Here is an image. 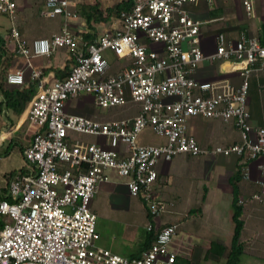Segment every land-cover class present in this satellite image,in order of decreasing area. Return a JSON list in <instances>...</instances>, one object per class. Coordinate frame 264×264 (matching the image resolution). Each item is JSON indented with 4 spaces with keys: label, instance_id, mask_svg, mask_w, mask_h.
I'll list each match as a JSON object with an SVG mask.
<instances>
[{
    "label": "built area",
    "instance_id": "obj_1",
    "mask_svg": "<svg viewBox=\"0 0 264 264\" xmlns=\"http://www.w3.org/2000/svg\"><path fill=\"white\" fill-rule=\"evenodd\" d=\"M122 5L118 28L104 32L87 44L65 25L48 38L27 41L13 25L3 49L8 58H49L55 51L72 55L74 65L63 79L46 80L32 69L36 92L23 115L32 129L31 141L22 152L27 173H17L7 183L9 200L0 201V264H174L170 246L176 224L163 226L150 247L127 258L97 245L96 215L90 209L100 184L109 183V171L125 179L133 198L156 218L171 205L154 197L161 162L180 155L215 159L235 157L261 160L264 175V127H253L247 108L249 79L264 75V45L256 37L239 35L235 44L223 34L216 37L215 52L201 49L204 25L184 10L212 0H116ZM21 0H0V16L14 20ZM44 15L76 18L68 0H44ZM247 18L254 17L253 0H241ZM212 10V9H210ZM121 62L110 73L109 56ZM206 61L229 63L221 74L206 81L194 75ZM0 72V79L2 77ZM5 85L23 86L24 71L8 70ZM1 81V80H0ZM88 99L93 110L135 107V114L118 119L90 118L69 113L71 103ZM194 118L232 125L239 140L229 145L201 146L189 133ZM148 132L163 140L142 144ZM91 136L86 142L72 135ZM243 179L250 178L242 169ZM247 202L264 204V180ZM152 229L148 224L147 230Z\"/></svg>",
    "mask_w": 264,
    "mask_h": 264
},
{
    "label": "crops",
    "instance_id": "obj_2",
    "mask_svg": "<svg viewBox=\"0 0 264 264\" xmlns=\"http://www.w3.org/2000/svg\"><path fill=\"white\" fill-rule=\"evenodd\" d=\"M27 1H29L30 4ZM32 1L33 0H21L18 6V9L20 11L22 10V8H26L28 17V12L32 7ZM68 1L69 10L77 15L76 18L70 17L66 20L63 17L59 16L55 18H48L43 14V11L40 17L46 19L47 21L44 23L39 22L38 24L34 23L32 26L29 25V23H25V30L20 31L22 37L29 42L41 38H48L52 34L59 32V30L65 25L71 32L80 37L83 42H86V37L89 41H95L97 37L102 35L104 32L114 31L118 28L117 16H115V14L113 13H108L109 10H115V7L119 4L118 1ZM43 3L44 0H39L40 5L43 6ZM253 5V18H247L245 16L244 10L241 6V0H228L224 3L223 1L218 0V5L216 8L212 10L208 9L207 12H204L202 14H192L194 17L201 19L202 21H206V19L208 18H223V20L220 22L204 25L201 30V49L206 56H209L215 52L216 37L218 34H223L224 37L227 40L232 41L233 44L236 43L239 35L241 34L248 38L256 37L260 40L261 43L264 42V38L262 36V32L264 31V0H253ZM100 14L101 18H106L105 21L97 20ZM13 22L14 20L11 21L12 26ZM26 32L29 34L32 33L34 35L32 36V38H27L25 36ZM8 33L9 31L5 32L4 34L0 33L5 43H7L6 36ZM71 57L72 55L69 52L65 50H59L55 51L49 58L39 57L31 59L29 61L31 67L27 66L26 61L23 58H21L20 62H18L17 65H15L14 62L16 58H11L9 67H12V69L13 67H15L14 69H22L24 71V80L26 83L32 82L30 79L32 69L41 71L42 78L46 80H51L54 78L61 79L69 73L73 65ZM111 58L112 57L110 55L109 74L115 73L121 66L120 61L112 58V62V60H110ZM4 61L6 62L7 59ZM223 68L229 69L230 64L221 63V61L203 62L198 68V70L201 72V76L197 78L206 81H213L221 79L223 77L235 79V73L221 74L220 70ZM4 69L5 66L3 67L2 64H0V72L4 71ZM5 87L8 86L5 85ZM70 106L73 110V112L72 110L69 111L70 114L80 115L75 113L77 109L76 103H71ZM247 108L250 114L251 125L253 127H264V75L259 74L258 72L252 73L249 79ZM130 110H132V112L126 117L135 114V107L130 108ZM23 113L19 118H15L9 111L5 109L3 105L1 106L0 148L4 147V141H25L21 144L22 150L29 146V143L31 141L32 129L29 127L27 122H24ZM90 118L97 117L91 116ZM189 133L203 147L229 145L239 140V135L232 125H227L217 120L194 118L190 121ZM150 137L152 136L148 132H145L141 135L140 142L142 144H158L164 142L163 140L158 138V141H146L149 140L148 138ZM20 155L22 157L21 152ZM1 158L2 157H0V159ZM190 158L198 159L196 157ZM221 158L222 160H224L219 162V165H222L224 167L222 172L216 173L214 171H210L207 176L205 174L204 165L205 163L210 161L203 158H201V164L203 165H201L200 167H196L194 170L185 171V174L181 173L180 157L173 159L171 162H161L158 165V177L154 187V197L163 201H167L171 204L166 212L169 217L153 218L148 213L144 204L140 200L129 195L128 190L124 184L125 182H122V184H120L118 183L119 181H116V179H114L113 175H116L114 171L108 172L110 178L109 183L99 185L98 190L90 203V209L96 215V219L102 216V218L106 221L110 220L112 222H118L122 225L128 224L130 226H132V223H136L134 221H138V219L140 222H143V226L145 228L144 238H142V240L140 241L138 240L136 249H133L132 246H128L131 249V253L128 255V257H137L145 250V248H147V236L149 235V232L154 233L155 235L157 231L168 224L177 225L178 231L175 237H177L180 231H187L190 233L191 231L198 232L201 226H205L202 228V230L206 231L207 234L209 233L211 242H214L216 240L221 241L218 240V236L220 238V236L229 233V226L222 222L220 218L212 219V216H210L208 219L204 218V213L202 212V210H206L207 208L213 211L216 206L219 205L220 200L225 194V204L230 205L232 208V242L234 230L232 214L235 198L236 201H238L239 199L249 198L252 193L258 190V185L256 183L259 180H264V175H262L257 168V165L261 162V160L243 161L242 159H238L235 157ZM198 160L196 161L200 162ZM213 160L214 162L217 161L215 159ZM246 167L250 172V178L248 180L243 179L242 177V169ZM5 178L4 184L5 187H7V175H5ZM206 183L213 184L218 188L219 192H222V194L219 195L216 191L215 195L212 197V199H210V203L209 200L206 199V197L208 196ZM199 191L201 192L200 195ZM105 198L107 200H104L105 202L102 201V199ZM194 198L196 199V201L200 199L198 204L199 207L197 209L180 207L186 201L189 202L191 199L192 201H195L193 200ZM241 208L242 212L240 220L242 221L243 226L238 238L240 253L237 257L236 262L237 264H264V204L257 202H247L244 206H241ZM196 210L198 211V213H195ZM190 211H192L191 216L185 218ZM197 214L200 218L195 219V217H198ZM202 219L204 221H201L200 223L199 221ZM148 224H151L152 226V229L150 231L147 230ZM226 227H228L229 230H227ZM126 231L127 228L124 229L123 233L122 239L124 240V243L126 242ZM97 233L99 235V231ZM135 233L137 234V232ZM175 237L173 238V240L175 239ZM231 242L229 248L230 250L228 248L226 249V247L225 252L223 250L226 257L225 264H227V259L229 258L230 252L232 250ZM97 245L115 254H118V252L113 250L115 247L114 243H101L100 235L97 241ZM210 251V249L202 251L200 250V252L193 251L190 253V257L192 258L193 262H197L201 259L206 260ZM172 252H174L176 255L175 264H184L185 260L189 263L188 258L190 257H188V254H186L185 251L183 252L181 248L178 251L172 250ZM222 254V251H220L221 256ZM213 257L217 258L216 256Z\"/></svg>",
    "mask_w": 264,
    "mask_h": 264
},
{
    "label": "rangeland",
    "instance_id": "obj_3",
    "mask_svg": "<svg viewBox=\"0 0 264 264\" xmlns=\"http://www.w3.org/2000/svg\"><path fill=\"white\" fill-rule=\"evenodd\" d=\"M223 1V3L228 0H220ZM29 3V1H27ZM41 3V2H40ZM20 4V3H19ZM30 4V3H29ZM32 7L29 10V17L27 16V10L26 8H22V10L20 11L19 9L17 10L16 14H15V19L13 22V25L16 27V29L20 32L25 30V23H29V25H33L34 23L38 24L40 23H44L47 20L44 18H41V13L44 11V6L39 4V0H33L31 2ZM218 5V0H212V6L210 7L209 5H207L206 3L200 2L195 6H185L184 10L196 15V14H202L204 12H207L208 9H214L216 8ZM12 26L11 21L9 19V17L6 16H0V33L4 34L5 32H8L10 27ZM34 34H29L26 32L25 36L27 38H32ZM21 58L17 57L15 59V65H17L18 62H20ZM112 60V58L110 59ZM113 62V60H112ZM7 63L10 64L9 59H7ZM2 66L4 67L6 62L3 61ZM15 67H5L4 71L2 72V77H4L5 73L8 70H14ZM196 78L201 76V72L199 70L196 71L195 75ZM3 79V78H2ZM1 83V82H0ZM5 88H10L12 89L13 87H5ZM74 104H77V109H76V114H80L83 115L85 117H91V116H95L97 118H101V119H118V118H123L128 116L132 110H130V106H123V107H116L113 108L111 110H99V111H95L93 110L91 104H89L88 99H79L76 102H73ZM72 103V104H73ZM69 109L72 107L69 106ZM71 111V110H70ZM73 138H76L78 140H82V141H86V142H91L94 141L95 138L91 137V136H86V135H79V134H74L72 135ZM149 140L146 141H158V139L154 136L148 138ZM144 141V140H143ZM5 144L4 146L8 143V141H4ZM18 142V143H17ZM22 142L25 141H14V143H17V146L14 147L9 155L7 157H3L0 159V188L5 187L4 184V178L5 175H8V173H10L11 171L14 170H18L19 168H21L23 166V159L20 155V146L22 144ZM180 157V168H181V173L185 174V171H189V170H194L196 167H200L202 162H201V158L195 159V158H190L188 156L185 155H180L177 156L176 158ZM174 158V159H176ZM203 159H207L210 162L205 163L204 167H205V174L207 176V174L210 171H214L216 173H221L223 170V166L219 165L220 161H224L222 160L221 157L215 158V161L213 159L209 160V158H203ZM196 160L200 161L197 162ZM190 163V164H189ZM198 164V165H197ZM112 174V173H111ZM114 179H116V181H119L118 183L122 184V182H125V179L117 177L116 175H113ZM6 181V178H5ZM188 181V180H185ZM206 189H208V193H207V197L206 199L209 200L210 203V199H212V197L215 195L216 191L218 192L219 195L222 194V192L218 191V188L215 187L213 184H209L206 183ZM217 189V190H216ZM201 194V192L199 191V195ZM226 195L224 194L222 199L220 200V203L218 206H216V208L211 211L210 209L206 210H202V212L204 213V218H209L210 216H212V219H217L220 218L222 220V222H224L225 224H227L230 228L226 227L227 230H229V233L218 236V240L221 241H214L211 242L210 240V235L209 233L207 234L206 231H203L202 228L205 226H201L200 230L198 232L194 231L191 233L187 232V231H183V232H179V234L177 235V237H175V239L173 240L170 248L172 250L178 251L180 248L183 250V252L185 251L186 254H188V257H190V253L193 251H199L200 250H208L210 249L211 251L208 254V257L206 258V260H198L197 262H193L192 258H188L189 263L186 262L185 260V264H225L226 262V257H225V250L228 248H230V242H231V232H232V221H231V213H232V208L230 205L225 204V198ZM107 200L102 199V201ZM132 200V199H131ZM192 201V199L189 202H184L180 207H185V208H193V209H197L199 207V200L196 201V199L194 198ZM105 202V201H104ZM197 202V203H195ZM188 203V204H187ZM195 213H198V211L196 210ZM198 215V214H197ZM158 217H169V215L167 213L161 214ZM157 218V217H156ZM200 218L199 215L198 217H195V219ZM193 219V218H192ZM201 221H204L203 219L200 220L199 222L201 223ZM136 223H132L130 225L125 224H119L118 222H112V221H106L105 219L102 218V216H100L99 218L96 219V232L99 231V235H100V241L101 243H109L111 244L114 243L115 247H114V251L118 252V254L123 255L124 257L126 256L127 258H132V257H128V255L131 253V249L129 247L132 246L133 249L137 248V242L138 240H142V238H144L145 235V228L143 226V222L139 221H134ZM128 225V226H126ZM202 225V224H201ZM185 227V226H184ZM127 228V231L125 232L126 234V242L124 243L123 238V233H124V229ZM137 229V230H136ZM101 230V232H100ZM137 232V234L135 233ZM213 238V237H212ZM125 239V238H124ZM129 246V247H128ZM226 247V249H225ZM223 248V249H222ZM222 249V250H221ZM224 250V252H223ZM230 250V249H229ZM220 251H222V256L220 255ZM228 251V250H227ZM212 256V257H211ZM216 256L217 258L213 257ZM193 262V263H192Z\"/></svg>",
    "mask_w": 264,
    "mask_h": 264
},
{
    "label": "trees",
    "instance_id": "obj_4",
    "mask_svg": "<svg viewBox=\"0 0 264 264\" xmlns=\"http://www.w3.org/2000/svg\"><path fill=\"white\" fill-rule=\"evenodd\" d=\"M89 9H90V7H89ZM121 9H122V5L119 3L115 7L114 11L109 10L108 13H110V14L113 13V14H115V16L118 17L119 11ZM96 10H97V8H96ZM97 20L105 21L106 18H101V14H100ZM263 28H264V26H263ZM262 36L264 38V31L262 32ZM85 40H86L85 43H87V44H90L93 42V40L89 41L87 39V37L85 38ZM4 44H5V42L0 35V64L2 63V58L4 56H6V51H5V49H3ZM261 44L264 45V42ZM10 60H11V58L9 59V61ZM71 61L74 65V60L72 57H71ZM8 66H9V64L6 61L5 67H8ZM61 79H63V78H61ZM0 80H1L0 81L1 82L0 83V109H1V106L3 105L5 107V109L11 113V115L13 117L19 118L22 115V113L25 111L29 101L31 100V98L33 97V95L36 92L35 82L25 83L23 86H19V87H15V88L13 87L12 89H10V88H5L4 77H1ZM70 110H72V109H70ZM72 112H73V110H72ZM17 143H14V141H9L4 147L0 148V157H2V156L7 157L9 155L10 151L14 147L17 146ZM19 150L21 153L23 152L21 146H20ZM27 172L28 171H27L26 167L22 166L18 170H14V171L10 172L7 175V180H9L12 176H14L17 173L22 174V173H27ZM2 200H9L7 187L0 189V201H2ZM241 212H242V208H241V206H239L237 204V201L235 198V202L233 203V214H232V220H233V224H234V230H233V236H232V242H231L232 250L230 252L229 258L227 259V264H237V262H236L237 257L240 253V246L238 245V238H239L240 232L242 230V226H243L242 221L240 220ZM191 214H192V211H190L186 215L185 218L191 216ZM185 218H183V219H185ZM2 225H3V220H2V217L0 216V226H2ZM157 232H156V234H157ZM156 234L154 235V233L149 232V235L147 236L148 244H147V248H145V250L148 249L150 247V245L153 243V241L156 238ZM174 264H175V262H174Z\"/></svg>",
    "mask_w": 264,
    "mask_h": 264
}]
</instances>
